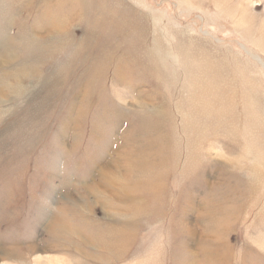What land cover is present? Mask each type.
<instances>
[{
    "label": "rangeland",
    "instance_id": "1",
    "mask_svg": "<svg viewBox=\"0 0 264 264\" xmlns=\"http://www.w3.org/2000/svg\"><path fill=\"white\" fill-rule=\"evenodd\" d=\"M0 264H264V0H0Z\"/></svg>",
    "mask_w": 264,
    "mask_h": 264
},
{
    "label": "bare ground",
    "instance_id": "2",
    "mask_svg": "<svg viewBox=\"0 0 264 264\" xmlns=\"http://www.w3.org/2000/svg\"><path fill=\"white\" fill-rule=\"evenodd\" d=\"M19 82V81H18ZM112 183V182H111ZM110 184V183H109ZM110 187V186H109Z\"/></svg>",
    "mask_w": 264,
    "mask_h": 264
}]
</instances>
